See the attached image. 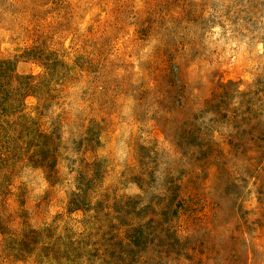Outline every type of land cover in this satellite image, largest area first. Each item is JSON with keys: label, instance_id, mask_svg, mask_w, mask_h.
I'll return each instance as SVG.
<instances>
[{"label": "rangeland", "instance_id": "rangeland-1", "mask_svg": "<svg viewBox=\"0 0 264 264\" xmlns=\"http://www.w3.org/2000/svg\"><path fill=\"white\" fill-rule=\"evenodd\" d=\"M0 264H264V0H0Z\"/></svg>", "mask_w": 264, "mask_h": 264}]
</instances>
